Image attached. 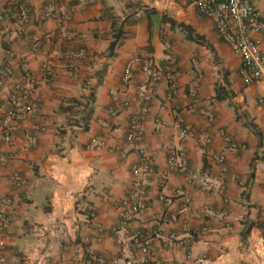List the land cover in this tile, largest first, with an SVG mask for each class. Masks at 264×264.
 Here are the masks:
<instances>
[{
	"label": "crops",
	"instance_id": "crops-1",
	"mask_svg": "<svg viewBox=\"0 0 264 264\" xmlns=\"http://www.w3.org/2000/svg\"><path fill=\"white\" fill-rule=\"evenodd\" d=\"M50 2L0 0L4 15L0 70L8 52L13 54L12 65L25 56L35 76L43 61L50 63L48 76L36 83L39 113L23 122V131L37 134V145L25 151L21 131L15 132V144L0 140V210L6 208L1 199L8 197L12 211V224L4 237L10 264H23L24 256L28 264L122 263L110 227L120 222V201L131 183V165L139 159L125 135L138 106V85L147 77L145 62L151 68L180 73L172 80L177 90L174 98H167L172 81L164 78L154 85L143 124L154 173L147 184V209L133 221L131 230L151 238L148 264H264V105L257 102L264 93V81L249 85L242 81L239 57L219 38L212 23L196 14L189 0H94L85 5L79 0H59L56 9L71 14L67 30L77 34L74 38L59 32L55 19L37 21ZM255 4L264 15V0ZM126 16L116 54L108 57L112 21ZM169 19L191 25L214 50L187 39L185 31L170 27ZM21 26L36 36L48 34L38 53H31L27 39L18 35ZM257 37L264 50V35ZM166 43L171 47L166 48ZM81 47L85 54H80ZM68 48L76 53L72 58L76 77L59 55ZM192 58L198 59L200 69L195 97L189 95L197 76ZM130 59H135L126 92L130 104L113 114L112 92L121 89V74ZM103 67V75L97 76ZM217 84H225L233 96L216 99ZM89 89L94 92L87 107H92L89 128L78 130L68 124L72 114L59 105L68 98H84ZM9 91L7 86L0 90V131L5 127ZM81 108H74L78 115ZM236 114H241L239 119ZM178 116L211 142L206 146L195 138L183 141L194 182L185 174L168 173L162 188L159 181L167 168L164 146L179 143ZM243 122H251L258 133ZM220 130L231 144L225 143ZM219 152L226 171L213 157ZM12 171L24 176V186L11 184ZM171 214L186 221L187 229L171 222Z\"/></svg>",
	"mask_w": 264,
	"mask_h": 264
},
{
	"label": "built area",
	"instance_id": "built-area-1",
	"mask_svg": "<svg viewBox=\"0 0 264 264\" xmlns=\"http://www.w3.org/2000/svg\"><path fill=\"white\" fill-rule=\"evenodd\" d=\"M37 16V21L42 22L47 19L58 21L59 32H65L68 37L74 38L76 33L68 31L67 27L71 20V14L66 11L56 9L55 3L59 0H51ZM94 0H79L80 5H85ZM195 7L196 14L208 19L219 38L227 45L230 51L239 57V74L242 81L249 85L255 81H264V50L260 46L258 34L264 35V15L256 7L255 0H189ZM27 15L24 20L27 21ZM4 18L0 13V20ZM18 35L27 39L28 49L31 53H38L47 42L48 34L36 36L26 31L21 26L18 29ZM171 45L166 43V48ZM80 54H85V48L81 47ZM12 53L8 52L4 62V68L0 70V90L9 87L10 91L7 103L4 106L5 127L0 131V140L8 144H15V132H23V149L29 151L37 145V134L33 131H23V122L34 118L40 110L41 96L37 88V79L47 77L50 73L49 61H43L39 70V76L33 75L29 70L28 60L25 56L18 58L15 65L11 64ZM59 55L67 60L69 70L77 76V66L72 61L76 53L71 48L59 52ZM174 60L172 59V62ZM194 66L197 68V76L192 81L189 88V95L195 97L198 94L200 80V69L198 59L192 58ZM135 59L128 60L123 68L120 85L121 89L113 91L112 101L114 107L113 114L122 110L130 104V99L126 92L133 76ZM143 70L147 77L138 85L137 99L138 106L132 112L126 130V142L138 154L139 159L131 165V183L126 195L120 201L121 219L117 225L110 227V230L119 245L122 257L121 264H148L151 249V238L141 234L139 231H132V223L138 219L147 209V184L149 177L154 173V162L150 152L144 144V121L149 110L150 102L153 98V87L161 79L175 80L180 75L179 71H162L157 68H151L149 62L143 64ZM9 80V82H8ZM173 82V81H172ZM174 83V82H173ZM177 95L175 83L172 84L167 92V98L171 99ZM122 96V97H121ZM257 102L264 105V93L258 95ZM213 113H208V121H213ZM178 134L179 143L174 145H165L164 150L167 154V168L161 174L160 187L166 185L168 173L185 174L189 182H194L195 173L189 164V157L182 145L187 138H195L208 146L211 138L208 135L198 136L197 132L185 123L181 116H178ZM161 124V119L156 120ZM35 129H39L35 126ZM35 130V131H37ZM220 133L224 135L223 131ZM226 144H231L230 139L224 135ZM101 139L99 143H102ZM125 156V152L121 154ZM15 157V155H12ZM215 161L220 165L221 170L226 171L225 158L222 152L213 155ZM11 184L16 187H22L26 184V179L19 171H12L9 174ZM198 183V181H195ZM1 201L6 204V208L0 210V264H10L6 249L4 237L8 234L12 224V211L10 209L11 200L8 197ZM171 222H176L187 229V222L179 219L176 214L169 216ZM205 229V228H204ZM173 236V235H171ZM169 246L172 242L169 241ZM23 264H28V257L22 258Z\"/></svg>",
	"mask_w": 264,
	"mask_h": 264
},
{
	"label": "trees",
	"instance_id": "trees-1",
	"mask_svg": "<svg viewBox=\"0 0 264 264\" xmlns=\"http://www.w3.org/2000/svg\"><path fill=\"white\" fill-rule=\"evenodd\" d=\"M128 16H126L124 19L121 20H117V18H114L111 24V30H112V40L110 42V45L108 47V51H107V56L108 57H113L116 54V48L119 45V40L122 36L123 33V24L127 21ZM169 25L170 27H176V28H180L181 30L185 31L186 34V38L192 41H195L197 43L203 44L205 45L207 48H209L211 51L214 50V47L212 45V43L205 38L204 35L202 34H198V33H194V30L192 28L191 25L186 24L184 22H175L172 19H169ZM105 71V67H103L102 69H100L99 71L96 72L97 76H102L103 73ZM233 94L232 92H230V90H228L225 87V84H217L216 88H215V98L218 100H224L226 98H230L232 97ZM93 98H94V92L93 90L89 89V92L86 94V96H84V98H68L65 102V104H60L59 107L60 109H62L63 111L67 112L68 114H72L70 117V121L68 124H70L73 127H76V129L78 130H83L86 131L89 128V121L91 119V106L88 107V104L93 102ZM82 105V110L80 115H78L76 113V111L74 110L75 107L81 106ZM241 114H236V118L239 119ZM243 124L245 126H249L252 127V129L256 132V127L251 123H246L243 122ZM65 129H62V131H64Z\"/></svg>",
	"mask_w": 264,
	"mask_h": 264
}]
</instances>
